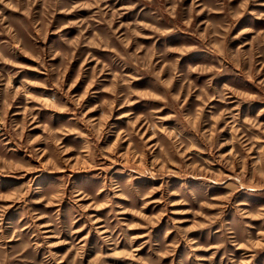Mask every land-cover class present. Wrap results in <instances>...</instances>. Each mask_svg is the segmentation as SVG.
<instances>
[{"label": "rangeland", "instance_id": "obj_1", "mask_svg": "<svg viewBox=\"0 0 264 264\" xmlns=\"http://www.w3.org/2000/svg\"><path fill=\"white\" fill-rule=\"evenodd\" d=\"M0 264H264V0H0Z\"/></svg>", "mask_w": 264, "mask_h": 264}]
</instances>
